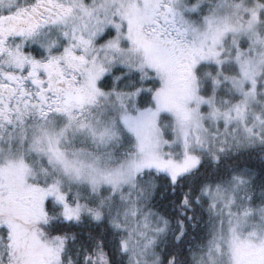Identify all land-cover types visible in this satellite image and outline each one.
<instances>
[{
  "label": "snow or ice",
  "instance_id": "1",
  "mask_svg": "<svg viewBox=\"0 0 264 264\" xmlns=\"http://www.w3.org/2000/svg\"><path fill=\"white\" fill-rule=\"evenodd\" d=\"M0 264H264V0H0Z\"/></svg>",
  "mask_w": 264,
  "mask_h": 264
}]
</instances>
